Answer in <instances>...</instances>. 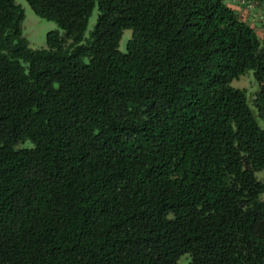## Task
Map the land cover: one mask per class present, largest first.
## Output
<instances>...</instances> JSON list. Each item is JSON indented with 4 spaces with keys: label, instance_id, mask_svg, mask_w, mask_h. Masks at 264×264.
<instances>
[{
    "label": "trees",
    "instance_id": "trees-1",
    "mask_svg": "<svg viewBox=\"0 0 264 264\" xmlns=\"http://www.w3.org/2000/svg\"><path fill=\"white\" fill-rule=\"evenodd\" d=\"M26 1L62 32L30 46L0 0V264H264L255 28L225 0Z\"/></svg>",
    "mask_w": 264,
    "mask_h": 264
},
{
    "label": "rangeland",
    "instance_id": "rangeland-1",
    "mask_svg": "<svg viewBox=\"0 0 264 264\" xmlns=\"http://www.w3.org/2000/svg\"><path fill=\"white\" fill-rule=\"evenodd\" d=\"M241 15V17L252 25L257 31L260 39L264 42V0H225ZM19 3L24 11V17L21 20L22 34L27 38L29 45L32 47H41L46 45V32L50 29L62 30L58 24L52 20L36 14L30 7L26 0H15ZM98 14V9L95 6L89 16L85 36L89 35V32L94 26ZM131 34V29L126 28L123 30V34L119 40V48L125 50V43L127 38ZM231 85L235 87L245 88L247 102L256 112V108L252 103V98L255 91L258 88V82L254 78L253 69H247L244 73L240 74L237 78L231 80ZM257 121L263 125V121L256 114ZM257 178L264 180V169L255 171ZM264 197V194L262 195ZM188 258L186 255H182L180 261H186Z\"/></svg>",
    "mask_w": 264,
    "mask_h": 264
}]
</instances>
